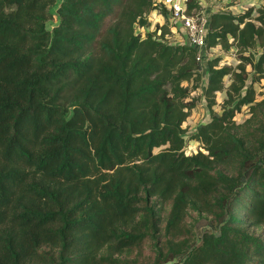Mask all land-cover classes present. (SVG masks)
I'll return each mask as SVG.
<instances>
[{
	"label": "trees",
	"instance_id": "obj_1",
	"mask_svg": "<svg viewBox=\"0 0 264 264\" xmlns=\"http://www.w3.org/2000/svg\"><path fill=\"white\" fill-rule=\"evenodd\" d=\"M55 2L0 0V264H99L106 246L158 232L155 203L168 201L172 234L188 209L225 212L183 264H264V99L253 87L264 81V6L212 14L207 47L236 46L240 63L204 65L211 116L186 154L195 99L183 82L197 88L201 66L188 46L134 35L151 0H61L49 31Z\"/></svg>",
	"mask_w": 264,
	"mask_h": 264
},
{
	"label": "rangeland",
	"instance_id": "obj_2",
	"mask_svg": "<svg viewBox=\"0 0 264 264\" xmlns=\"http://www.w3.org/2000/svg\"><path fill=\"white\" fill-rule=\"evenodd\" d=\"M209 1V0H204ZM227 5H230V12L233 15H238L244 13L249 8H254L252 14L257 16L256 9L259 6L264 5V0H252V3H247L246 0H225ZM61 0H56L55 4L51 7L50 13L52 18L46 22V28L49 31L53 30V27L57 24L59 17L57 15V7ZM213 57H220L219 65H225L229 67H235L240 62L239 52H234L233 45L227 50H223L221 47L215 48ZM261 52L259 46L247 51L244 55L249 53L253 54L257 58L258 54ZM235 54V55H233ZM236 59L233 62L232 58ZM247 71H249L248 83H250L251 67L246 66ZM206 71L205 68L200 70V78L198 87L193 89L192 81H185L183 85H188L191 88V93L189 99H195V106L190 111L189 116L183 123L182 127L186 125V132L183 135L185 139L184 150L186 154L196 153L200 150L199 143L195 140H190L189 135L197 131L199 125L206 122L211 114L210 111L207 112L208 106L207 101L204 97V83L206 81ZM224 88L223 90L217 91L215 93V104L213 105V111L217 114L222 112V102L226 98V87L230 84V76H225L223 79ZM195 83V82H194ZM253 87L256 91V100L264 99V81L254 82ZM203 101L206 103L207 108L203 105ZM209 115V117H207ZM251 116L249 108L247 105L242 106L241 110L236 113L234 120L236 123H243ZM153 201V199L151 200ZM171 209V201L164 204L155 203V210L157 216L159 215L160 223L158 224V232L153 234L148 232V235L140 241L139 244L118 252L114 245L106 246L99 254L98 258L99 264H183L186 255L190 252L192 248L201 243L202 236L204 233H219L220 219L225 216V212L219 207H214L212 212H198L197 210L188 209L187 213L181 222L182 232L177 234H172V231H167V221L168 215ZM149 211L143 210L140 214V219L143 224V229L148 230ZM225 218V217H224ZM247 230L252 235L258 234V229L254 227H247Z\"/></svg>",
	"mask_w": 264,
	"mask_h": 264
},
{
	"label": "built area",
	"instance_id": "obj_3",
	"mask_svg": "<svg viewBox=\"0 0 264 264\" xmlns=\"http://www.w3.org/2000/svg\"><path fill=\"white\" fill-rule=\"evenodd\" d=\"M190 1L151 0L153 9L143 14L147 25L135 24L134 35L139 36L140 39H145L150 35L151 39L166 44L188 46L194 51L195 60L203 69L209 60L215 58L213 54L217 50L208 48L206 45L211 16L214 13L230 12L232 9L225 0H195L198 7L189 10ZM252 16L254 17L253 14ZM233 50L238 52L236 46H233ZM232 59L233 62L236 61L235 57ZM203 105L207 108L204 101Z\"/></svg>",
	"mask_w": 264,
	"mask_h": 264
},
{
	"label": "crops",
	"instance_id": "obj_4",
	"mask_svg": "<svg viewBox=\"0 0 264 264\" xmlns=\"http://www.w3.org/2000/svg\"><path fill=\"white\" fill-rule=\"evenodd\" d=\"M246 3H252V0H247ZM184 127H185V125H184Z\"/></svg>",
	"mask_w": 264,
	"mask_h": 264
},
{
	"label": "bare ground",
	"instance_id": "obj_5",
	"mask_svg": "<svg viewBox=\"0 0 264 264\" xmlns=\"http://www.w3.org/2000/svg\"><path fill=\"white\" fill-rule=\"evenodd\" d=\"M247 1V0H246ZM247 4V3H246Z\"/></svg>",
	"mask_w": 264,
	"mask_h": 264
}]
</instances>
